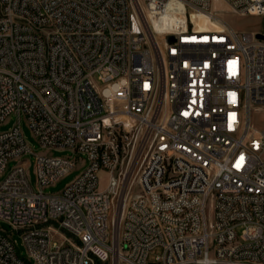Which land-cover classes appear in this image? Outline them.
<instances>
[{"label":"built area","instance_id":"1","mask_svg":"<svg viewBox=\"0 0 264 264\" xmlns=\"http://www.w3.org/2000/svg\"><path fill=\"white\" fill-rule=\"evenodd\" d=\"M264 0H0V264H264ZM264 34V33H262ZM163 38V43L159 37ZM173 40H170V38ZM83 155L60 193H45ZM107 173L101 188L100 173ZM160 249L155 261L150 256Z\"/></svg>","mask_w":264,"mask_h":264},{"label":"rangeland","instance_id":"2","mask_svg":"<svg viewBox=\"0 0 264 264\" xmlns=\"http://www.w3.org/2000/svg\"><path fill=\"white\" fill-rule=\"evenodd\" d=\"M216 10H218L220 13V17L234 30L241 31V32H258V33H264V15H238L233 13L229 7L223 3L222 1H217L215 3ZM160 41L163 43V38L159 37ZM21 121V129L23 131V134L25 136L26 141L30 145L32 149V154H28L21 158V162L26 163L27 170L31 179L32 186L34 188L37 187V181H36V175H35V155H41V154H50L54 157H69L72 156V158H76V161L79 163L78 166L69 172L65 177H63L59 182H57L54 186H51L45 190V193H60L62 190H64L77 176H79L83 168H78L82 165V163L86 160V157L83 155L75 156L72 152L69 151H61V150H48L46 148L41 147V145L38 143L36 138L33 136L31 129L24 117H22ZM252 121L253 124L261 129L264 130V109L259 111H253L252 112ZM19 122V117L17 115L10 116L6 122L2 125H0V132H6L9 131L11 128H13L16 124ZM18 162L11 161L8 165V169L6 170V173L3 177H5L9 171L17 165ZM0 178V181L3 179ZM107 173L101 172L100 173V180H101V188H105L106 182H107ZM0 227L4 229L5 231L12 233V236L14 240L17 242V246L20 249V252L23 257H27V253L25 250V247L23 245V239L22 235L19 232H14V229L12 226L5 222H0ZM162 251L158 249L155 254H152L150 256V261H155L156 257L161 255Z\"/></svg>","mask_w":264,"mask_h":264},{"label":"water","instance_id":"3","mask_svg":"<svg viewBox=\"0 0 264 264\" xmlns=\"http://www.w3.org/2000/svg\"><path fill=\"white\" fill-rule=\"evenodd\" d=\"M257 36L258 38L264 39V34L262 33H259ZM170 40H173V38L171 37Z\"/></svg>","mask_w":264,"mask_h":264}]
</instances>
